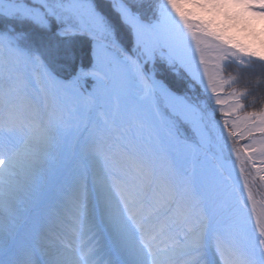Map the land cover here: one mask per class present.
<instances>
[{
  "label": "snow or ice",
  "instance_id": "1",
  "mask_svg": "<svg viewBox=\"0 0 264 264\" xmlns=\"http://www.w3.org/2000/svg\"><path fill=\"white\" fill-rule=\"evenodd\" d=\"M257 20L264 0H0V264H264V108L221 98L231 63L264 64L231 35Z\"/></svg>",
  "mask_w": 264,
  "mask_h": 264
},
{
  "label": "rangeland",
  "instance_id": "2",
  "mask_svg": "<svg viewBox=\"0 0 264 264\" xmlns=\"http://www.w3.org/2000/svg\"><path fill=\"white\" fill-rule=\"evenodd\" d=\"M262 33H264V22L257 20L251 24H242L240 29L234 31L233 33H231V35L234 36V38L237 39L238 41H240L246 45H249V46L255 48L256 50H259L260 41L264 40V35H262ZM228 78H229V76H227L225 74V79H228ZM232 85L230 87L228 85H225L224 92L221 93L222 99L230 100L228 93L234 91V90L230 89L232 87ZM228 89H230V90H228ZM213 107L216 108L215 117H216V120L218 121V123L220 125V129H223L224 117L221 116L219 107L215 106L214 104H213ZM223 107H224V110L227 111L231 107V104L230 103L225 104ZM219 114L221 117L219 116ZM240 115L243 116L245 114H242V112H241ZM229 120H230V127H231V122L233 120H235V117L234 116L229 117ZM220 129H218L217 131L219 132ZM239 130L242 131V129H239ZM224 136L227 138V132L226 131L224 132ZM254 138L256 141L264 140V135H262L259 132H256L254 135ZM234 139L238 141V144L236 146L241 148V149H243L246 146H249L253 143V137H249L247 135L243 138H241L240 136H237ZM228 143H229V146L231 147L232 143H233V138H228ZM258 146L259 145L257 144V147ZM251 154L253 156L255 155L254 152ZM255 160H256V164L258 166L255 164V166H253V168H251L252 164L246 163L245 175H247V177L250 181V187H251L253 193L255 194V197H257L260 200H264V181L260 179V173H258L256 171V168H260L263 166L258 164V160L256 158H255ZM232 161L235 162V156L234 155L232 156ZM235 163H236V166L239 168L238 162H235ZM234 181H235V179L233 178V182ZM241 193H242V189L239 188L238 190H236L235 196L237 198H239ZM243 195H244V193H243ZM244 197H245V195H244Z\"/></svg>",
  "mask_w": 264,
  "mask_h": 264
},
{
  "label": "trees",
  "instance_id": "3",
  "mask_svg": "<svg viewBox=\"0 0 264 264\" xmlns=\"http://www.w3.org/2000/svg\"><path fill=\"white\" fill-rule=\"evenodd\" d=\"M225 74L229 77H238V83H234L230 88L231 90L249 93L246 99L242 101L245 104L242 114L260 111L264 108V64L253 62L250 67H243L236 63H231ZM254 157L258 160V164L264 167V165L259 163V156L255 154ZM251 168H253V165H251Z\"/></svg>",
  "mask_w": 264,
  "mask_h": 264
},
{
  "label": "bare ground",
  "instance_id": "4",
  "mask_svg": "<svg viewBox=\"0 0 264 264\" xmlns=\"http://www.w3.org/2000/svg\"><path fill=\"white\" fill-rule=\"evenodd\" d=\"M239 177V171L235 168V172H234V175H233V178L236 179ZM240 189H243V181L240 179V186H239ZM245 197H246V193H244ZM255 196V195H254ZM257 199V201H260L257 197H255Z\"/></svg>",
  "mask_w": 264,
  "mask_h": 264
},
{
  "label": "water",
  "instance_id": "5",
  "mask_svg": "<svg viewBox=\"0 0 264 264\" xmlns=\"http://www.w3.org/2000/svg\"><path fill=\"white\" fill-rule=\"evenodd\" d=\"M236 169L239 171V168L236 166Z\"/></svg>",
  "mask_w": 264,
  "mask_h": 264
}]
</instances>
